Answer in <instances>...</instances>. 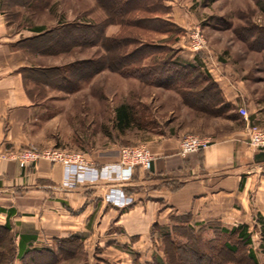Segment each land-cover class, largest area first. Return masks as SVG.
Instances as JSON below:
<instances>
[{"label": "crops", "instance_id": "1", "mask_svg": "<svg viewBox=\"0 0 264 264\" xmlns=\"http://www.w3.org/2000/svg\"><path fill=\"white\" fill-rule=\"evenodd\" d=\"M24 1L19 4L0 0V144L4 141L15 150L31 143L25 128L39 100L46 99L36 98L32 92L41 83L30 76L34 67L29 51L22 46L36 40L40 31L13 28L12 12L21 10L20 6L31 10L37 3ZM167 1L170 12L165 20L180 26L178 6ZM208 1L212 4L217 0ZM249 2L251 8L244 15L237 11L235 20L219 15L208 17L206 25L232 32L243 49L240 54H222L207 40L211 64L207 75L218 94L216 100L209 97L205 104L190 106L178 93L174 94L179 105L189 111H204L211 116L206 111L223 110L218 118L231 128L219 135H208L212 142L207 148L184 157L178 152L185 131H169L168 127L158 132L154 148L148 147L155 155L151 170L136 171L123 187L124 193L134 199L131 206L118 209L108 204L103 195L112 184L107 182L64 186L60 164L39 161L21 169L15 161L0 159V226L9 225L18 254L77 236L100 239L105 247L125 257L128 252L124 250L131 248L127 244L132 249L139 245V249L149 251L160 229L168 228L172 239L180 242L189 236L180 233L184 229L190 235L201 233L206 240H212L222 235L221 229L246 225L250 231L264 220V149L250 146L247 135L248 125L264 130V42L256 31L264 28L257 19L264 11V0ZM249 29L252 33L247 37L244 31ZM118 30L117 24H110L106 36L114 37ZM158 35L165 38L164 34ZM187 53L188 61L193 62V52ZM250 56H257L254 66L249 64ZM200 105L205 109L200 110ZM240 108L247 111L248 121L238 114ZM168 115L169 121L179 117L174 111ZM86 156L97 167L114 163L110 157Z\"/></svg>", "mask_w": 264, "mask_h": 264}, {"label": "rangeland", "instance_id": "2", "mask_svg": "<svg viewBox=\"0 0 264 264\" xmlns=\"http://www.w3.org/2000/svg\"><path fill=\"white\" fill-rule=\"evenodd\" d=\"M36 1L35 8L31 7V10L23 6H20L21 10H14L11 19L15 30L19 27L42 29L36 40L24 42L22 46H25L29 51L28 56L34 67L29 72L30 76L41 83L36 85L32 92L36 93V98L46 96V99H38L39 106L36 113L32 116L29 126L25 128V133L30 136L31 143L22 149L15 150L10 144L3 141L0 146H4L8 152L54 149L70 153L80 152L90 163L92 162L86 154L89 157L94 154L110 157L111 161L116 162L119 151L123 147L143 145L147 148H154L156 134L164 132L168 127L169 131L182 129L186 132L183 137L195 135L209 139L210 142L212 139L207 137L208 135H219L231 128L230 124L218 118L216 113L208 116L203 111L194 112L182 108L175 97L177 95L175 91L144 85L138 80L124 77L108 68L98 71L90 79L80 80L81 74L86 76L91 72L90 68L95 71L99 69L93 64L96 60H100L101 66H103L107 61L115 59H110V55L101 47V44L98 45L100 48L96 46L80 47L71 46L72 41L64 40L63 44L70 47V50L66 52H54L53 50L57 49L54 48V45L57 40H62V30L69 23L104 26L103 33L106 36L107 28L110 25L105 24L108 19L106 8L111 10L110 0ZM153 1L154 3L159 1L160 5L166 9L159 12L158 16L165 19L167 13L170 12L168 1ZM172 1L178 6V18L182 21L178 19L180 26L176 25V28L164 29L165 38L162 39L157 33L144 32L131 26V21L130 25L127 21L124 26L117 23L119 30L114 37L123 40L138 38L156 45H164L165 49L162 54L165 58L192 63L204 74L210 67L208 64L210 50L207 40L213 49L222 54L228 52V54L234 55V53L240 54L243 51L242 45L235 39L232 32L219 27L212 28L206 23L210 15L225 16L227 20H235L238 12L243 14L251 8L249 0H217L212 3L215 7L208 0ZM14 2L24 4L25 1L14 0ZM223 7L224 10L221 9ZM259 18H257L258 23L264 25V11L259 15ZM24 35L22 33L21 37ZM263 42L264 38L261 40V43ZM199 44L201 45L200 50L192 49L193 46L197 48ZM173 45L175 46L172 47ZM106 47L114 49L115 43H107ZM131 48L129 46L128 50ZM189 51L193 52V62L188 61L187 52ZM256 59L257 56L254 58L250 56L249 64L253 63L254 66ZM241 63L234 62L235 65H244L245 62ZM77 72L81 73L78 78L74 76ZM124 102L135 108L136 117L142 123L143 128L136 127L125 132L115 129V108ZM206 102L207 99L203 94L195 100L196 104H205ZM142 106L146 109H142ZM171 111L178 113L179 116L173 121H169L171 115L169 116L168 112ZM153 156L155 155L153 154ZM136 171L143 170L135 168L130 179L118 185L122 187V190ZM167 233H170L168 228L158 230V236L153 239L155 242L151 243L149 251H145L143 248L139 249V245L138 248L132 249V245L127 244L131 248L129 251L124 250L126 253L128 252L125 257L118 250L105 247L100 239L77 236L60 239L53 242L51 246L34 248L32 251L44 249L52 251V256L55 257V261L57 260L54 264H173L176 263V260L173 258L170 246L166 244L165 235ZM180 233L190 235L186 229ZM249 233L250 244L248 245L229 235H221L213 239L212 243H207L201 233H195L194 237L198 241L196 249L207 253L211 250L221 252V260L214 261V264H264V223L253 226ZM8 237L10 245L16 248L11 233ZM9 243L5 241L0 251L6 252L10 246ZM223 243H228L233 250L221 249L220 245ZM249 251L253 253L254 260L248 256ZM31 252L25 255L24 260L13 252V259L11 256L8 259H0V264H34L30 263V259H37L39 253L34 255L35 252ZM142 253L145 254L141 256ZM43 255L47 257L45 253ZM51 259V263L54 262ZM46 263H49V260Z\"/></svg>", "mask_w": 264, "mask_h": 264}, {"label": "trees", "instance_id": "3", "mask_svg": "<svg viewBox=\"0 0 264 264\" xmlns=\"http://www.w3.org/2000/svg\"><path fill=\"white\" fill-rule=\"evenodd\" d=\"M160 4L159 1L154 3L153 0H110L109 5L112 6L111 10L102 5V7L106 8L108 15L105 24L118 23L124 26L127 21L128 25H130L129 22L131 21V26L141 29L144 32L163 34L164 29L168 27L176 28V25L158 17L160 14L159 12H163L165 9ZM103 27L104 26L96 24L86 25L82 23H69L62 30V40H57L56 45H54V48H57L53 50L54 52H66L70 50V47L63 44L64 40L72 41L71 46L80 47H92L101 44V47L110 55V59H115L114 61H107L103 66H101L100 60H96L93 64L98 66L99 69L95 71L90 68L91 72L86 76L77 72L74 76L78 78L79 74H81L80 80L90 79L98 71L108 68L111 71L120 73L124 77L138 80L144 85L175 91L184 99V102L190 106H198L195 100L202 94L205 98L211 97L216 100L218 94L207 73H201L192 63L179 59L165 58L162 54L165 49L164 45H156L138 38L123 40L116 37H107L103 33ZM38 30L41 31L42 29L38 28ZM256 31L264 38V29L256 28ZM244 32H246L248 37L252 33V30L249 29ZM28 42H32V40ZM107 43H115V48L108 49L106 47ZM129 46L132 47L130 50H128ZM116 48L117 50H115ZM218 101L220 100L218 99ZM199 108H203V106L200 105ZM142 109L146 108L142 106ZM206 112L211 114L216 113L217 116H220L224 111L219 109ZM136 116L135 108L132 105L125 102L121 103L115 108V129L119 132H125L126 130L136 127L143 128V126H141L142 123ZM259 222L264 223V220L261 219ZM220 232L222 236H233L246 245L250 244V233L246 225L234 227L231 230L221 229ZM9 234L10 227L8 224L0 226V248H2L5 241H8V243L10 242V238L8 237ZM165 238L166 244L170 246L174 255L173 258L176 260V263L174 262L173 264H214V261L221 260V252L219 251L211 250L207 253L197 250L196 245L198 241L194 237V234L189 235L183 242H176L172 239L170 233H167ZM212 242L213 239L207 240V243ZM10 244L11 243H9V245ZM220 246L221 249L233 250L228 243H223ZM31 251L32 250H28L25 253L18 254L16 248L10 245L6 252L0 251V259H8L10 256L11 259H13V255L16 253L17 257L20 255V258L24 260L26 258L25 255L29 254ZM31 253L34 255L39 253L37 255L39 257H37V259H30V263L54 264L57 262V260L55 261L54 259L55 257L52 256L53 252L47 249L39 251L34 250ZM44 253L47 254V257H44ZM48 256L52 258L51 260L54 262L51 263ZM248 256L254 260V255L250 251ZM47 260H49V263H46Z\"/></svg>", "mask_w": 264, "mask_h": 264}, {"label": "built area", "instance_id": "4", "mask_svg": "<svg viewBox=\"0 0 264 264\" xmlns=\"http://www.w3.org/2000/svg\"><path fill=\"white\" fill-rule=\"evenodd\" d=\"M201 45L193 50H200ZM211 66V64H209ZM210 70V67H208ZM238 114L248 121L249 115L243 108L238 110ZM248 143L257 149H264V130L256 125L247 126ZM211 144L209 139L187 135L179 143V155L184 157L191 153L204 150ZM3 149L0 152V159L15 161L19 168L36 165L39 161H48L53 164L63 166V185L75 187L79 183H97L106 181L112 184L105 192L104 200L118 209H124L134 203V199L127 196L118 185L129 180L135 168L143 171H150L154 162V156L146 146L123 147L119 151L118 160L114 163L105 164L101 167L95 166L87 161L84 154L80 152H65L54 149L42 151L25 150L10 153Z\"/></svg>", "mask_w": 264, "mask_h": 264}]
</instances>
